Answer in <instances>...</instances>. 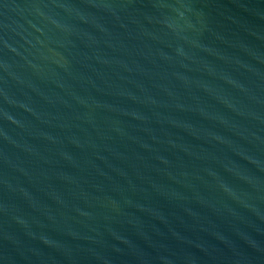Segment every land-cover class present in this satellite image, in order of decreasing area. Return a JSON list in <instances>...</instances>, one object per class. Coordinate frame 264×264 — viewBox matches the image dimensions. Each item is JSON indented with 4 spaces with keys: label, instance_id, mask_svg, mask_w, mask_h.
<instances>
[{
    "label": "water",
    "instance_id": "95a60500",
    "mask_svg": "<svg viewBox=\"0 0 264 264\" xmlns=\"http://www.w3.org/2000/svg\"><path fill=\"white\" fill-rule=\"evenodd\" d=\"M0 264H264V0H0Z\"/></svg>",
    "mask_w": 264,
    "mask_h": 264
}]
</instances>
